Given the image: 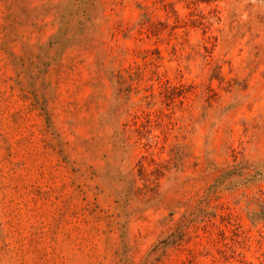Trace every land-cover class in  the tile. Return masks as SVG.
<instances>
[{
	"label": "rangeland",
	"instance_id": "rangeland-1",
	"mask_svg": "<svg viewBox=\"0 0 264 264\" xmlns=\"http://www.w3.org/2000/svg\"><path fill=\"white\" fill-rule=\"evenodd\" d=\"M0 264H264V0H0Z\"/></svg>",
	"mask_w": 264,
	"mask_h": 264
}]
</instances>
